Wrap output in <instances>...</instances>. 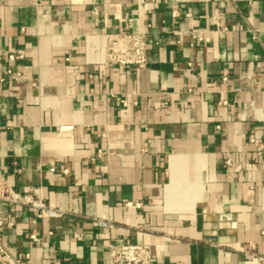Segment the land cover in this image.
<instances>
[{"label": "crops", "instance_id": "crops-1", "mask_svg": "<svg viewBox=\"0 0 264 264\" xmlns=\"http://www.w3.org/2000/svg\"><path fill=\"white\" fill-rule=\"evenodd\" d=\"M125 31L145 67L106 63ZM2 183L64 215L0 200V264H260L264 0H0Z\"/></svg>", "mask_w": 264, "mask_h": 264}, {"label": "built area", "instance_id": "built-area-1", "mask_svg": "<svg viewBox=\"0 0 264 264\" xmlns=\"http://www.w3.org/2000/svg\"><path fill=\"white\" fill-rule=\"evenodd\" d=\"M224 29H227L226 27ZM192 37L197 41H206L200 33H193ZM106 63L111 66H135L145 67L148 60V36L142 32H118L107 35L106 42ZM12 73V70H8ZM21 76L17 73V77ZM226 81L227 78H224ZM252 142L255 136L251 137ZM262 148H259L258 155L261 156ZM227 164L232 165V159H227ZM0 200L12 206H22L29 208L36 217H61L64 213L48 206L45 201L35 192L25 189L23 192L17 191L7 183L0 184ZM98 224L102 227L112 226L109 220L99 219ZM5 224L0 216V226ZM13 223L10 221L9 225ZM77 237H80L77 235ZM34 239L35 236H33ZM109 264H153V251L150 245L132 242H109ZM1 251V250H0ZM249 259L257 258L260 264H264V256L257 254L253 249L247 250Z\"/></svg>", "mask_w": 264, "mask_h": 264}]
</instances>
